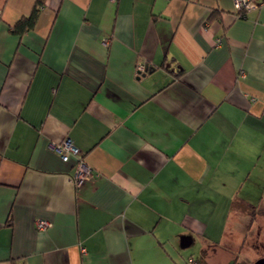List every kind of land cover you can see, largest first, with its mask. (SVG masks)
<instances>
[{
    "label": "crops",
    "instance_id": "crops-1",
    "mask_svg": "<svg viewBox=\"0 0 264 264\" xmlns=\"http://www.w3.org/2000/svg\"><path fill=\"white\" fill-rule=\"evenodd\" d=\"M38 1L0 0V264H235L264 217V0Z\"/></svg>",
    "mask_w": 264,
    "mask_h": 264
},
{
    "label": "built area",
    "instance_id": "built-area-1",
    "mask_svg": "<svg viewBox=\"0 0 264 264\" xmlns=\"http://www.w3.org/2000/svg\"><path fill=\"white\" fill-rule=\"evenodd\" d=\"M233 11L237 16H243L245 11L257 6L254 0H232ZM147 66L144 62L140 61L136 65V72L138 74L145 72ZM241 75H244L243 72ZM51 148L57 152L63 161H67L72 155L76 157L72 173L70 175L71 181L76 189H78L88 178L96 174L92 167L86 163L83 157L79 156V149L73 144L70 138L65 137L60 141H55L50 144ZM37 229L44 230L50 223L44 219L35 221ZM83 250V248L81 249ZM186 264H198L196 259L189 257Z\"/></svg>",
    "mask_w": 264,
    "mask_h": 264
},
{
    "label": "rangeland",
    "instance_id": "rangeland-1",
    "mask_svg": "<svg viewBox=\"0 0 264 264\" xmlns=\"http://www.w3.org/2000/svg\"><path fill=\"white\" fill-rule=\"evenodd\" d=\"M260 212L264 214V211L260 210ZM260 220V223H253L252 228L249 226L246 230L239 227L240 229L238 228V231L236 230L237 226L232 227L234 230L229 227V229L231 228L233 231H230V234L237 236L234 238H229V229L227 230V236L232 243V248L237 250L235 264H254L259 257L264 256V217H261Z\"/></svg>",
    "mask_w": 264,
    "mask_h": 264
},
{
    "label": "trees",
    "instance_id": "trees-1",
    "mask_svg": "<svg viewBox=\"0 0 264 264\" xmlns=\"http://www.w3.org/2000/svg\"><path fill=\"white\" fill-rule=\"evenodd\" d=\"M43 3L42 0H39L38 1V4H37V7L39 4ZM38 9L35 7L33 12L29 15V16H26V17H22L20 18L13 26V30L15 32H23L25 30H28V29H31L34 25V22H35V18L37 16V11ZM256 211H252V214H251V218H255L256 217Z\"/></svg>",
    "mask_w": 264,
    "mask_h": 264
},
{
    "label": "flooded vegetation",
    "instance_id": "flooded-vegetation-1",
    "mask_svg": "<svg viewBox=\"0 0 264 264\" xmlns=\"http://www.w3.org/2000/svg\"><path fill=\"white\" fill-rule=\"evenodd\" d=\"M259 258H264V256H261ZM257 261V260H256ZM256 261L254 262V264H257ZM259 264H264V261H260Z\"/></svg>",
    "mask_w": 264,
    "mask_h": 264
},
{
    "label": "water",
    "instance_id": "water-1",
    "mask_svg": "<svg viewBox=\"0 0 264 264\" xmlns=\"http://www.w3.org/2000/svg\"><path fill=\"white\" fill-rule=\"evenodd\" d=\"M260 261H264V258L257 259L256 263L259 264Z\"/></svg>",
    "mask_w": 264,
    "mask_h": 264
}]
</instances>
